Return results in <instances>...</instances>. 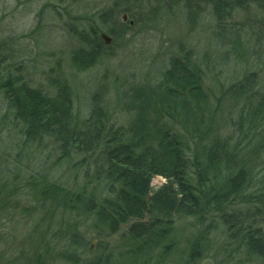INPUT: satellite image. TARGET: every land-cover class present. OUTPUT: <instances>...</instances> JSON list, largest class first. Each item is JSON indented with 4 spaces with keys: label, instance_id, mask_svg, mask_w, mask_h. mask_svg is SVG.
<instances>
[{
    "label": "trees",
    "instance_id": "obj_1",
    "mask_svg": "<svg viewBox=\"0 0 264 264\" xmlns=\"http://www.w3.org/2000/svg\"><path fill=\"white\" fill-rule=\"evenodd\" d=\"M136 1L114 0L102 11V27L113 39L131 30L118 14L138 20L142 0ZM243 1L210 0L219 66L242 63L247 42L254 62L264 53V19L245 27L243 20H233ZM187 6V17L193 19L196 5ZM100 41V33L93 31L88 50L74 58L78 69L95 63ZM256 74L234 80L214 101L193 54L176 55L156 84L133 90L128 105L133 121L124 128L95 101L80 121L66 85L48 93L12 74L0 59V95L12 121L26 144L49 142L54 161L46 170H61L58 179L44 172L27 185L49 188L36 198L50 206L51 221L58 214L65 227V216L76 215L104 240L93 251L75 223L59 236L65 243L62 259L76 264L78 253L88 249L93 253L85 264H198L217 229L227 248L264 264V191L247 194L264 154V92L256 89ZM70 175L71 182L62 181ZM156 176L165 181L154 189ZM184 217L194 219L196 232L182 245L177 221ZM114 236L117 240L110 243Z\"/></svg>",
    "mask_w": 264,
    "mask_h": 264
},
{
    "label": "rangeland",
    "instance_id": "obj_2",
    "mask_svg": "<svg viewBox=\"0 0 264 264\" xmlns=\"http://www.w3.org/2000/svg\"><path fill=\"white\" fill-rule=\"evenodd\" d=\"M113 2L102 0V11ZM188 2L196 5L193 19L187 17ZM242 3L244 7L234 21L243 20L245 27L246 23L264 19V0ZM141 6L135 15L138 20L128 16L124 21H134L131 30L124 36H114L103 49L100 41V56L91 67L80 70L74 58L88 50L93 31L100 33L101 0H0V59H5L12 74L48 93L66 85L80 121L88 117L95 101L103 103L114 124L124 128L133 121L128 107L133 90L156 84L171 58L187 51L204 70L205 86L214 101L215 96L232 87L234 80H242L251 72H257L256 89L264 92V53L260 61L254 62L248 42L242 63L219 66L216 49L220 41L214 32L217 20L210 0H142ZM122 16L118 14L117 20L122 21ZM102 31L109 34L105 27ZM246 32L247 29L241 31L242 37ZM260 160L263 161L253 171V185L247 194L264 191V154ZM53 161L49 142L42 146L24 142L0 95V264H74L59 255L65 245L59 236L73 230L75 223L85 232V241L93 251L104 241L93 234L90 222L76 215L65 216V227H60L58 214L51 221L47 209L50 206L45 207L36 198L49 188L27 185L44 172L50 180L58 179L60 169L46 170ZM67 179L71 182L73 175L62 181ZM164 181L163 176H156L152 187ZM262 215L264 218V212ZM193 222L185 217L177 221L182 245L196 232ZM117 237L108 241L114 243ZM224 240L219 230H213L198 264H260L231 246L227 248ZM92 253L88 249L80 251L76 264H85Z\"/></svg>",
    "mask_w": 264,
    "mask_h": 264
},
{
    "label": "water",
    "instance_id": "obj_3",
    "mask_svg": "<svg viewBox=\"0 0 264 264\" xmlns=\"http://www.w3.org/2000/svg\"><path fill=\"white\" fill-rule=\"evenodd\" d=\"M128 18L127 14L123 15V20L126 21ZM134 24L133 20H130V25L132 26ZM102 39L105 41L106 44H110L112 42V37L107 34L106 32H102L101 34Z\"/></svg>",
    "mask_w": 264,
    "mask_h": 264
},
{
    "label": "flooded vegetation",
    "instance_id": "obj_4",
    "mask_svg": "<svg viewBox=\"0 0 264 264\" xmlns=\"http://www.w3.org/2000/svg\"><path fill=\"white\" fill-rule=\"evenodd\" d=\"M128 20V19H127ZM100 22L102 24V0H101V12H100ZM100 34L102 33V26L100 27ZM101 44H102V38H101Z\"/></svg>",
    "mask_w": 264,
    "mask_h": 264
},
{
    "label": "bare ground",
    "instance_id": "obj_5",
    "mask_svg": "<svg viewBox=\"0 0 264 264\" xmlns=\"http://www.w3.org/2000/svg\"><path fill=\"white\" fill-rule=\"evenodd\" d=\"M99 56H100V53L98 54V57H99ZM98 57H97V58H98Z\"/></svg>",
    "mask_w": 264,
    "mask_h": 264
}]
</instances>
